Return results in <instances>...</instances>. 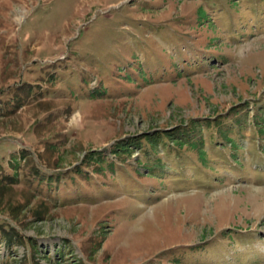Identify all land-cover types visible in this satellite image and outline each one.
<instances>
[{
    "label": "rangeland",
    "instance_id": "1",
    "mask_svg": "<svg viewBox=\"0 0 264 264\" xmlns=\"http://www.w3.org/2000/svg\"><path fill=\"white\" fill-rule=\"evenodd\" d=\"M0 264H264V0H0Z\"/></svg>",
    "mask_w": 264,
    "mask_h": 264
}]
</instances>
